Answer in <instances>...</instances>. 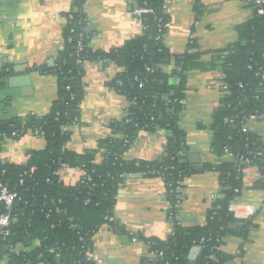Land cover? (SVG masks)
<instances>
[{
	"label": "trees",
	"instance_id": "1",
	"mask_svg": "<svg viewBox=\"0 0 264 264\" xmlns=\"http://www.w3.org/2000/svg\"><path fill=\"white\" fill-rule=\"evenodd\" d=\"M84 2L73 0L72 10L65 15L64 44L55 65L39 67L57 77L58 97L48 112L0 121V147L5 138L19 139L27 131L45 140L44 147L29 149L22 163L0 159V185L17 195L8 210L0 202V214L10 217L7 233L0 229V259L5 257L6 264H96L87 258V252L93 248L95 232L106 224L113 232L128 234L147 245L143 264H188L194 246L200 248L194 264L230 260L233 255L219 249L224 239L245 238L255 227L251 218L236 219L228 210L229 202L243 189L246 167H257L260 178L255 186L264 189V140L242 130L245 120L259 117L264 107V7L260 14L253 0L249 1L251 16L236 27L237 40L230 46L203 51L191 41L185 52L174 54L164 42L169 21L164 0H135V5L151 8L153 13L141 15L138 35L107 51L90 46L92 33L86 31ZM194 6L200 14V0H195ZM205 53H212L210 61L201 59ZM95 60L118 67L108 85L129 105L121 118L109 121L110 134L100 138L95 148L77 153L66 146L69 127L81 124L77 92L83 85V63ZM194 68H216L224 74L225 93L208 126L214 151L229 156L219 164L190 162L185 132L178 123L187 75ZM8 73L4 69L0 77ZM158 129L167 133L162 155L152 160L124 158L139 131ZM62 165L80 168L85 174L67 185L57 174ZM206 170L218 172L220 195H214L205 224L183 225L176 219L179 208L173 206L179 198L176 188L184 178ZM134 173L162 179L166 200L172 206L167 208L172 232L166 239L131 233L115 221L118 190ZM34 240L38 244L29 250L13 249L17 244L26 248Z\"/></svg>",
	"mask_w": 264,
	"mask_h": 264
},
{
	"label": "crops",
	"instance_id": "2",
	"mask_svg": "<svg viewBox=\"0 0 264 264\" xmlns=\"http://www.w3.org/2000/svg\"><path fill=\"white\" fill-rule=\"evenodd\" d=\"M249 1L200 0L199 14L195 0H165L164 11L169 17L165 45L174 54L185 52L191 41L203 51L230 46L237 40L236 27L251 16ZM134 6L135 0H85L82 8L86 31L92 33L90 46L107 51L138 35L141 27L133 12ZM72 7L73 0H0V71H9L0 77L4 79L0 81V121L23 119L32 112L43 115L57 99L56 75L51 71L41 72L39 67L51 69L55 65L64 44L65 15ZM211 54L205 53L201 59L210 61ZM118 70L112 63L84 62L82 96L78 98L81 124L69 127L68 149L81 153L95 148L100 138L110 134L109 121L118 119L126 111L129 102L108 85ZM223 77L216 68H194L187 75L178 123L185 132L189 153L200 163L219 164L229 157L214 151L208 128L225 93ZM246 128L264 140V118H250ZM166 136L164 129L139 131L124 158L152 160L159 157L164 151ZM44 145V138L32 132L19 139L5 138L0 147V159L22 163L29 149ZM97 159H100L99 154ZM243 172V189L238 201L254 207L250 218L255 227L245 238L228 236L224 239L219 249L233 257L221 264H264V189L255 186L260 178L257 167L248 166ZM58 175L65 184L73 185L82 170L63 165ZM220 188L218 172L214 170L184 178L177 221L187 226L205 224L206 211L214 198L211 196H219ZM168 204L161 178L127 177L118 190L115 221L131 233L166 239L173 226L167 216ZM92 241L94 251L102 259L100 264H143L142 259L148 255L145 243L130 239L128 234L115 233L106 224L96 231ZM37 243L38 240H34L32 246ZM18 247L22 248L20 244ZM194 247L188 258L192 255L196 261L200 250L193 253ZM6 262L5 257L0 259V264Z\"/></svg>",
	"mask_w": 264,
	"mask_h": 264
},
{
	"label": "built area",
	"instance_id": "3",
	"mask_svg": "<svg viewBox=\"0 0 264 264\" xmlns=\"http://www.w3.org/2000/svg\"><path fill=\"white\" fill-rule=\"evenodd\" d=\"M255 6L258 8V13H263V7H264V0H253ZM164 3H165V0L163 2V10H164ZM134 14L137 16L138 18V21H139V24H140V27L142 25V20H141V15L144 14V13H153V10L151 8H146V7H139L137 5L134 6V10H133ZM165 12V11H164ZM68 18H71V15L68 16ZM67 19V18H66ZM79 49H81V47L79 46ZM85 62V61H84ZM83 67H84V63H83ZM263 69H264V66H263ZM261 78L262 80L264 81V71L261 75ZM264 91V90H263ZM264 106V104H263ZM32 114H35L32 112ZM125 114V112H124ZM123 114V115H124ZM122 115V116H123ZM121 116V117H122ZM262 118H264V107H263V111L260 115ZM119 117V118H121ZM254 116H249L244 124H243V127H242V130L243 131H248L247 128H246V121L249 120L250 118H252ZM27 132H30V131H27ZM26 132V133H27ZM25 133V134H26ZM33 133V132H32ZM19 132L17 130L14 131V135H18ZM24 134V135H25ZM34 135H38L36 133H33ZM39 134H42V133H39ZM23 135V136H24ZM40 136V135H38ZM95 162H98L97 159H95ZM63 166V165H62ZM64 166H67V165H64ZM69 167V166H68ZM57 174H58V171H57ZM82 174H85V172L82 170ZM134 174H138V173H134ZM140 175V174H139ZM59 176V175H58ZM60 178V177H59ZM181 186L176 188L177 189V192H179V198L175 201V204L173 206H175L176 208H179V205H180V201H181V187L183 186V181L180 183ZM212 198L214 197L213 195L211 196ZM17 198V195L15 192H11L8 190V188H6L5 186H2L0 185V202L3 203L4 207L8 210L10 208V206L12 205L14 199ZM172 206L170 204H168V208H171ZM228 210L232 213L233 217L236 218V219H244V218H250V216H252L253 212H254V207L251 205V204H245V203H241L238 201V197H235L233 198L229 204H228ZM171 216H169L170 218ZM9 225H10V217H9V214L8 213H1L0 214V229L1 231L5 234L7 233L8 229H9ZM101 227V226H100ZM99 227V228H100ZM96 233V232H95ZM135 241V239H132ZM36 241V240H35ZM93 242V241H92ZM33 243V241H32ZM32 243L30 246L24 248H19L18 245H15L14 246V250L17 252L19 250H29L30 248H33V245L32 246ZM38 244V243H37ZM87 258L92 260L93 262H95L96 264H100L102 262V259L97 255V253L94 251V249H90L88 250L87 252Z\"/></svg>",
	"mask_w": 264,
	"mask_h": 264
},
{
	"label": "water",
	"instance_id": "4",
	"mask_svg": "<svg viewBox=\"0 0 264 264\" xmlns=\"http://www.w3.org/2000/svg\"><path fill=\"white\" fill-rule=\"evenodd\" d=\"M175 78V77H174ZM4 79L3 78H1L0 79V81H3ZM9 84L10 85H12V82H11V79L9 80ZM81 96H82V92L81 91H78L77 92V98H81ZM193 149H191V150H193V151H196L195 150V147H192ZM193 153H189L188 154V158H189V161L190 162H192V163H197L198 161L196 160V159H194L193 157ZM137 176H139V174H129L127 177H137ZM182 219H188L189 217H181ZM181 219V220H182ZM198 250H200V248L199 247H194V249H193V253H196ZM192 252V251H191ZM189 262H188V264H194V261H195V259H194V256H192V255H189Z\"/></svg>",
	"mask_w": 264,
	"mask_h": 264
}]
</instances>
